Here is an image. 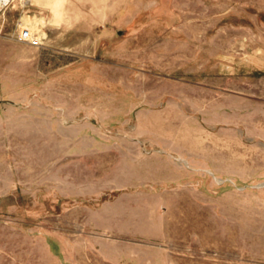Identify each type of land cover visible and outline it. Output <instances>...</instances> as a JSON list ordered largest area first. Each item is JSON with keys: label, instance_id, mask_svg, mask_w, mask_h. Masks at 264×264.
Listing matches in <instances>:
<instances>
[{"label": "rangeland", "instance_id": "obj_1", "mask_svg": "<svg viewBox=\"0 0 264 264\" xmlns=\"http://www.w3.org/2000/svg\"><path fill=\"white\" fill-rule=\"evenodd\" d=\"M0 28V264H264V0H12Z\"/></svg>", "mask_w": 264, "mask_h": 264}, {"label": "built area", "instance_id": "obj_2", "mask_svg": "<svg viewBox=\"0 0 264 264\" xmlns=\"http://www.w3.org/2000/svg\"><path fill=\"white\" fill-rule=\"evenodd\" d=\"M10 4H12V0H0V10L7 8L8 6H10ZM0 33H1V28H0Z\"/></svg>", "mask_w": 264, "mask_h": 264}]
</instances>
